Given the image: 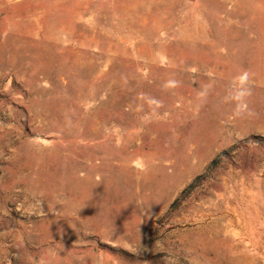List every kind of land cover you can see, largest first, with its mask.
Returning a JSON list of instances; mask_svg holds the SVG:
<instances>
[{
	"label": "rangeland",
	"instance_id": "rangeland-1",
	"mask_svg": "<svg viewBox=\"0 0 264 264\" xmlns=\"http://www.w3.org/2000/svg\"><path fill=\"white\" fill-rule=\"evenodd\" d=\"M262 192L264 0H0V264H264Z\"/></svg>",
	"mask_w": 264,
	"mask_h": 264
},
{
	"label": "bare ground",
	"instance_id": "bare-ground-1",
	"mask_svg": "<svg viewBox=\"0 0 264 264\" xmlns=\"http://www.w3.org/2000/svg\"><path fill=\"white\" fill-rule=\"evenodd\" d=\"M262 204H261V208L259 210V216H258V219H259V225H262L264 224V222L262 221V217L264 216V195H263V192H262ZM247 222V221H246ZM228 223L231 225V226H235L236 228L233 230V232H229L232 237H233V240L230 242L231 244V250H232V262H255L252 254L250 253V247L253 246L255 247L256 249H258L259 246H262V245H258V242H255V241H248V242H245V240H249L248 237H247V232H245V228L246 230H248V233H249V230L251 231L249 225L248 227H244L242 226V224L240 223H234L233 220H229ZM243 223V222H242ZM245 223V222H244ZM253 229V228H252ZM253 231V230H252ZM255 231V229H254ZM261 236V235H260ZM261 241V240H259ZM262 251V250H261ZM256 253V251H255ZM263 253V252H262ZM261 256V255H260ZM263 257V256H262ZM261 257V258H262ZM259 259V258H258ZM257 260V259H256ZM252 264V263H251Z\"/></svg>",
	"mask_w": 264,
	"mask_h": 264
},
{
	"label": "clouds",
	"instance_id": "clouds-1",
	"mask_svg": "<svg viewBox=\"0 0 264 264\" xmlns=\"http://www.w3.org/2000/svg\"><path fill=\"white\" fill-rule=\"evenodd\" d=\"M248 80L249 74L247 72H243L242 74L234 78L231 98L238 102V110L243 105L245 97L250 95V89L247 87Z\"/></svg>",
	"mask_w": 264,
	"mask_h": 264
}]
</instances>
